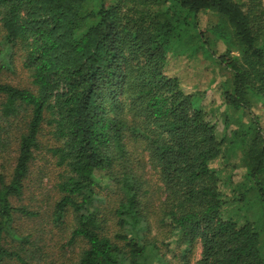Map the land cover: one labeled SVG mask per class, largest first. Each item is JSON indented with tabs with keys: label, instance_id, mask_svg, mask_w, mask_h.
Instances as JSON below:
<instances>
[{
	"label": "trees",
	"instance_id": "16d2710c",
	"mask_svg": "<svg viewBox=\"0 0 264 264\" xmlns=\"http://www.w3.org/2000/svg\"><path fill=\"white\" fill-rule=\"evenodd\" d=\"M0 44L22 52L35 88L0 80V159L14 158L0 174V264H35L16 223L41 214L15 201L46 131L62 169L52 221L73 216L72 238L87 244L61 264H173V242L182 264L198 244L196 264H264V0H0ZM200 54L230 74L223 136L200 92L167 73L172 58ZM132 145L162 182L155 212ZM105 191L116 198L114 234L97 205Z\"/></svg>",
	"mask_w": 264,
	"mask_h": 264
},
{
	"label": "rangeland",
	"instance_id": "374dc122",
	"mask_svg": "<svg viewBox=\"0 0 264 264\" xmlns=\"http://www.w3.org/2000/svg\"><path fill=\"white\" fill-rule=\"evenodd\" d=\"M112 2L109 1L108 5ZM212 16L203 15L201 17L202 29L206 30ZM208 40L213 42V47L217 56L226 54L227 48L225 44L218 40L214 35L208 34ZM3 49V53L1 50ZM23 54L20 51H14L11 54H6V50L0 44V80L7 82L17 87L26 89H35L32 84V78L29 71L23 67ZM11 66L5 65L12 61ZM5 66V67H4ZM4 67V69H2ZM167 73L171 76H177L181 79L184 88L190 93L201 94V105L210 112V119L218 126V131L221 136L226 134L225 130V106L222 99L221 84L227 80L230 74L221 66L212 64V60L200 54L196 59H189V57H174L170 60L167 67ZM257 116L262 119L264 123V106L255 111ZM249 118V117H248ZM247 118V121L249 120ZM50 132H44L41 141L44 145V150L36 154L31 173L26 181L25 195L21 200H16L17 206H27L40 212L37 219L18 218L16 226L25 236L31 235L34 246L33 251H36L34 261L35 264H61L77 261L80 258L82 251L87 248V244L81 238L74 240L72 238L73 231V216L67 219V224L64 226H56L52 221L51 211L53 210L56 199L59 197L56 189L57 182L60 181V174L62 169L57 165V161L47 149L56 144L53 137L49 135ZM230 132L228 131V135ZM16 149L14 148L13 151ZM132 152L137 159L141 160V167L138 168L144 178L147 180V189L151 192L150 203L151 212H155L161 201L164 200V193L162 191V182L158 174L152 169L149 163V156L141 150L137 153L134 145L131 146ZM11 155V156H9ZM8 159L3 161L0 159V174H9L14 165L13 154H9ZM1 156V155H0ZM143 165V166H142ZM4 166V167H3ZM215 168H221V162L214 164ZM242 170L234 172L233 178L235 181H240L243 175ZM116 198L109 193H99V204L101 209V216L107 220V230L114 234L118 227L117 220L113 214ZM259 209V211H258ZM255 215L263 216L262 209L258 207ZM252 216V214H250ZM154 214L151 213L152 223ZM253 218V217H252ZM154 234L159 235V245H162L163 237L159 231L155 229ZM31 250V246H29ZM172 253L179 255L178 259L173 260V264H182L181 250L177 248L175 242L171 245ZM162 251L166 252L169 259H173V254L168 253V249L164 248ZM184 252V251H183ZM201 244L195 246L193 253L189 255L190 264H196L201 257Z\"/></svg>",
	"mask_w": 264,
	"mask_h": 264
}]
</instances>
